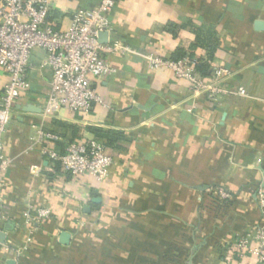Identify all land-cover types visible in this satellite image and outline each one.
<instances>
[{
	"label": "crops",
	"instance_id": "0c3cea01",
	"mask_svg": "<svg viewBox=\"0 0 264 264\" xmlns=\"http://www.w3.org/2000/svg\"><path fill=\"white\" fill-rule=\"evenodd\" d=\"M52 1L55 31L101 2ZM110 20V41L130 50L104 54L115 72L95 88L110 109L45 117L51 74L45 53L32 55L3 137L0 264H264L253 252L264 224V0H117ZM149 55L223 66L229 93L213 105L172 69H150ZM8 82L0 69V103ZM89 128L124 136L106 147L104 181L74 178L38 141L49 132L66 148L96 138Z\"/></svg>",
	"mask_w": 264,
	"mask_h": 264
},
{
	"label": "built area",
	"instance_id": "2783aa9c",
	"mask_svg": "<svg viewBox=\"0 0 264 264\" xmlns=\"http://www.w3.org/2000/svg\"><path fill=\"white\" fill-rule=\"evenodd\" d=\"M116 2L101 0L92 10L77 11L67 30L55 31L48 22L54 8L52 0H0V69L9 75L0 103V233L4 231L2 188L11 164L4 154L3 137L17 102L30 89L33 53H45L41 67L51 74L43 111L45 117L55 116L64 109L81 116L89 115L99 106L110 109L95 88L99 80L115 72L104 54L120 49L130 51L122 47L119 40L110 41L113 33L110 14ZM102 33L109 35L107 44L100 42ZM147 60L152 70L172 69L177 78L190 82L194 92L205 94L213 105L229 93L225 87L229 73L223 66L213 67L204 76L197 70V61L173 62L156 55H149ZM236 94L245 97L247 92L240 88ZM38 141L42 154L49 161L60 164L74 178L93 177L104 181L109 177L114 158L103 142L95 138L83 139L69 144L62 153L61 139L54 134L40 131ZM220 197L218 206L224 207L229 196L220 192ZM38 217H46V213L40 211ZM255 241L253 252L264 262V224L259 227ZM248 244L247 240H240L237 247L245 249Z\"/></svg>",
	"mask_w": 264,
	"mask_h": 264
},
{
	"label": "trees",
	"instance_id": "16d2710c",
	"mask_svg": "<svg viewBox=\"0 0 264 264\" xmlns=\"http://www.w3.org/2000/svg\"><path fill=\"white\" fill-rule=\"evenodd\" d=\"M214 51V49L212 50V52ZM213 56L210 55V58H212ZM180 58H182V55H178V58H176L175 60H179ZM208 64L207 63H198L197 66V70L204 76L208 75ZM90 133H92L93 135H95V139L103 142L105 144V146H114V144L118 141H121L122 139H124V136L122 133L120 132H116V131H105L103 129L100 128H89ZM73 143V142H72ZM61 152L63 153L65 150L64 146L60 147Z\"/></svg>",
	"mask_w": 264,
	"mask_h": 264
},
{
	"label": "water",
	"instance_id": "95a60500",
	"mask_svg": "<svg viewBox=\"0 0 264 264\" xmlns=\"http://www.w3.org/2000/svg\"><path fill=\"white\" fill-rule=\"evenodd\" d=\"M256 30L263 31L264 30V23L263 22H257L256 23ZM108 40H109L108 33H102L100 35V42L102 44H107ZM260 73L264 75V68L260 69ZM86 210H89V208H87ZM5 239H6V235L4 233H0V243H4ZM69 241H70V235L67 233H63L61 236V243L63 245H68Z\"/></svg>",
	"mask_w": 264,
	"mask_h": 264
},
{
	"label": "rangeland",
	"instance_id": "374dc122",
	"mask_svg": "<svg viewBox=\"0 0 264 264\" xmlns=\"http://www.w3.org/2000/svg\"><path fill=\"white\" fill-rule=\"evenodd\" d=\"M173 264V263H172Z\"/></svg>",
	"mask_w": 264,
	"mask_h": 264
}]
</instances>
